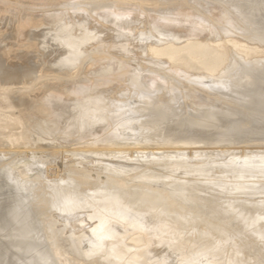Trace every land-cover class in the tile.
<instances>
[{
    "label": "bare ground",
    "instance_id": "bare-ground-1",
    "mask_svg": "<svg viewBox=\"0 0 264 264\" xmlns=\"http://www.w3.org/2000/svg\"><path fill=\"white\" fill-rule=\"evenodd\" d=\"M129 2L143 8L149 5L145 0H87L85 6L88 11H93V6L122 9ZM79 5L72 8H81ZM203 10L198 12L202 14L200 19H212ZM222 13L237 30H241L242 24L250 29L240 31H249L248 36L244 33L245 38L251 36L253 42L264 44V0H236L232 6H224ZM109 14L102 17L112 30L126 38L133 35L124 30L130 28L125 18L116 11ZM59 18L37 16L48 28L40 37L42 47L55 46L54 58H58L53 60L62 64L81 53L77 45L88 39L83 34L91 24L87 17L77 19L74 15L70 24L58 26ZM66 29L69 34L64 36ZM76 29H80L77 34L73 33ZM71 35L74 41L69 40ZM230 41L233 46L239 44L234 39ZM240 45L243 54H235L223 44L213 46L214 60L208 65L201 63L205 71L216 72L222 57L226 54L231 57L230 65L220 70L216 78L205 79L208 74H185L179 69V79L171 78L173 83L166 86L171 92L168 95V89L164 97L161 91L166 90L163 85L170 78L163 70L166 60H149L148 64L139 61L136 76L128 78L130 85L121 99L110 93L92 97L106 79L99 71L101 79L92 78L94 82L90 85L84 80L75 82L73 92L81 93L79 98L65 99L60 94L45 92L42 102L50 105L51 120L42 119L48 127L27 123L33 141L45 140L53 133L51 142L59 146L60 139L67 138L66 130L69 133L76 130L82 138L91 129L101 134L87 141L88 146L92 145L88 148L87 145L85 149L64 148L75 157L62 159L63 173L54 177L47 175L46 160L41 157L32 154L5 157L6 153L0 151V264H264V59H248L246 55L253 48ZM174 46L149 45L146 50L176 62L182 48ZM208 47L211 46L207 43L196 42L184 49L200 63ZM131 54L128 47L125 55ZM4 65L0 62L4 81L21 75L19 66L16 70L11 67L13 63L9 67ZM70 72L66 71L62 77H70ZM160 86L164 89L159 91ZM173 90H177L174 95ZM200 90L208 95L203 96ZM156 96L160 97L158 101L154 100ZM28 101L27 97L19 100L20 104ZM36 107L37 104L33 106ZM105 109L107 114L103 115ZM23 114H28L27 110ZM59 119L65 120L66 128L56 134L54 127ZM110 143L115 147L108 146ZM95 144L98 146L93 147ZM132 144L136 149H126ZM199 145L209 150L190 149ZM238 145L262 148L256 146L257 150L238 154L235 153ZM222 146L232 155H218L215 148ZM90 162L98 167L95 177L86 168ZM151 183L159 186L163 197L147 195L150 189L154 191ZM168 199L171 206L163 203ZM199 215L201 223L187 225ZM77 217L79 220L75 221ZM74 218L80 229L88 220L93 226L84 228L79 235L74 228L66 234L64 230ZM233 219L245 229L241 230ZM59 220L61 228L56 226ZM134 234L137 235L132 237ZM140 238L145 244H138ZM249 241L255 242L252 243L256 245L255 255L248 253ZM165 245L171 246L175 262L168 261L162 249L158 252ZM74 252L79 254L80 261L71 257Z\"/></svg>",
    "mask_w": 264,
    "mask_h": 264
},
{
    "label": "rangeland",
    "instance_id": "rangeland-1",
    "mask_svg": "<svg viewBox=\"0 0 264 264\" xmlns=\"http://www.w3.org/2000/svg\"><path fill=\"white\" fill-rule=\"evenodd\" d=\"M86 1L87 0H0V59L2 60V61L0 60V62L5 63L6 66L9 63L11 65L13 63V66L11 67L17 70L16 67L19 66L20 68H18V71L21 69L23 70L25 68L27 69L24 73L22 72V70L20 71V74L22 76L17 75L18 77L16 76L14 78L7 77L9 78L8 81H6L7 80L6 76H5L6 79L4 81L3 78L4 76L0 75V132H1L0 151L3 150L6 153L5 157L13 156V154L14 155L23 154L25 156H30L32 154L36 157L43 158L44 160H46V165H47L46 172L49 177H54L56 173H60V174L63 173V171L61 172V170H63L64 168L62 159L68 160L70 159V157H75V156H71L70 153H67L65 150H63L64 148L67 149L70 147V149H85L86 148L85 145H87L88 148L89 146L92 145L88 146L89 142L87 141L96 138L98 135L101 134V132L91 129L85 131L82 138L81 136L78 137L79 133L77 132L76 134V130H73L72 133H69L66 130L65 133H67L66 134L67 138L63 141L62 139H60V142H58L60 144L59 146L51 142V139H54L53 133L48 135V137H50L51 139L47 138L41 141L38 140L33 141L32 140L33 134L29 132L30 127L27 123L42 124V126L45 127L47 125H45L42 122V119L47 118L48 121L51 120V119L49 120V118L51 117L50 105L49 104L45 105L42 102L44 100L45 92H51V93L54 92V94H60L65 99L79 98L81 96V93L76 95L73 92L75 89V85L77 86L76 83L82 82L84 80L83 82L85 84L90 85V83H92V80L94 82V79L92 78L101 79L99 77L100 74L99 72H101L102 74L106 75L104 77V79L105 78L106 79L99 88H96L98 89V93H95V95H93L92 97H96L97 95L99 96V94L101 95L105 93L108 94L110 93L109 95L112 94L113 96L121 99L124 97V92L125 93L127 92L126 88L128 87V85H130L128 83L129 82L128 78H132L136 76L137 71L135 67L139 61H141L142 63L147 62L146 64H148L149 60H153V61L166 60V63L164 62L163 64L164 67L163 70L166 73L165 76L168 75L170 78L166 80V85H163V87H165L166 90H163V92L161 91V95L163 94L162 97H164L167 94L169 95L170 94L169 92H171V90L169 89L170 87L168 88L169 90L166 88V86H169L170 84L173 83L174 80H172L171 78L176 77L179 79V75H181V73L178 74L179 69H181V71H183L185 74H193V75L196 74L200 75L203 73L206 75L208 74L204 78L212 79V78H216L219 75L220 70H222L225 66L227 67L228 65H230L231 57L228 54H226L224 58L222 57V62L217 67L216 72L215 71L207 72L204 70L203 68L204 65H202L201 63H206L208 65V63L209 64L211 63L212 59L214 60V58L212 57L214 56L213 46H215L218 43L221 45L223 44L224 47L226 46V49L227 47L230 48L232 52L235 54L244 53L241 50L240 43L247 44L248 47L253 48L246 55L248 59L259 58V57L260 59H264V52H263L264 50H262L264 49V44H262L260 41L258 43V40L257 42L256 41L253 42V38H251V36L249 37L251 39H249L248 37L245 38V36L248 34L247 32H249L250 29L248 28L249 31H246L248 30L246 28L247 26H244V24H242L241 25L242 28H246V30H244L243 33H240V31L243 30L241 26H240L241 30H237L235 27L231 26L230 24L231 20L228 18V16H225L222 13V8H224V6H232L234 2H236V0H145L147 3H149V5L146 6L147 8H143L137 5L136 3L133 4L132 2H129V4L126 3L122 5L124 6L122 7V9L121 7L116 8L113 6L111 7L93 6L92 7L93 11H88L87 7L85 6ZM130 1L137 2V0H130ZM78 3L81 5V6L79 5L81 8L78 9L72 8L74 7V5ZM198 5H204L205 7H200ZM101 7L102 9H100ZM157 7L162 8V11L159 10ZM203 9H206L205 11L206 14L208 12L207 17L210 16V18L212 19L206 21L200 19V17L202 18V14L198 15V12L199 11L204 12ZM112 10L116 11L117 14H119V16L122 17V19L125 18L124 20H126L129 23L130 28L126 27L125 29L124 28L123 29L129 30V32L133 34L132 36H129L127 38L123 37L117 31L112 30L109 27V24H107L109 22L106 23L104 21L103 17L106 16V14L107 16H110L109 13L113 12ZM41 14L48 15L49 18L60 17L57 21L58 26H64L65 24H70L71 18L74 19V15L78 17L77 19H80V17L83 16V17H87L90 20L91 25L89 26V28H87L86 33L83 34V36H86L88 38L87 39L88 41L86 40L87 41L86 44H84L86 41L85 42L83 41L84 45L81 44L82 42L79 43V45H77L78 48L74 45L75 49L77 48L78 50L81 51V53L78 52L74 60H70L65 63L58 64L54 61L57 60L58 58V57L54 58L57 56L55 55V49H54L55 46L52 45L53 48L42 47V44L40 43V37L48 30V28L43 25L44 24L43 22L41 23L38 21L37 16ZM34 15H35L34 18H36L37 20L33 18ZM89 15L92 17H90ZM235 15L236 12H233L232 16ZM93 20H97V21L93 22ZM80 21L81 20H77V22ZM32 22H36V23L33 24ZM102 23L104 24V26ZM36 24L39 25L37 26ZM80 26L85 27L83 24H80ZM67 31L68 29H66V31L63 32L64 36L66 34H69V32L67 33ZM79 31L80 29H76L73 33L77 34L79 33ZM87 32H89L90 35ZM244 33H246L245 36ZM233 39L238 41L239 44L233 46L230 41ZM69 40L74 41L72 35L70 36ZM196 42L207 43L208 46L209 45L211 46L205 50L203 57L200 58V61H202L200 63L199 61L193 59L191 57L192 55L184 49L186 47L193 46ZM227 43H229V45ZM169 44H173V45L175 44L174 47H176L177 44L178 48L180 47L184 49V50L181 49L179 58L178 60H176V62H171L167 60L166 57L164 56H159L154 54L152 55L150 50H146V47H148L149 45L151 47L160 48L163 47L164 45L167 46ZM80 45L81 46L83 45L84 48L81 47L80 49L79 47ZM128 47L129 49L132 50L133 55L132 54L130 56L125 55V52L128 49ZM145 50L148 51L149 53L146 52ZM94 51H96V53L98 54L94 53ZM122 55H124L125 57L123 58ZM60 57L61 56H59V58ZM246 57H244L245 60H247ZM183 63L185 65H183ZM170 66H173L172 67L173 69ZM174 67L175 68L177 67V69H175ZM66 71L72 72V73L70 72L69 74L70 77L68 76L62 77L66 74L65 73ZM89 74H91V76ZM148 80L149 78L146 79V82ZM163 87L160 86L159 91L162 90ZM69 88H70V92H68ZM180 89L182 91L181 93L184 94L185 90H183L181 87ZM186 90L188 92L194 91V93H198L195 90L189 91L188 88ZM175 91L174 90L172 91L173 95L176 93ZM159 93H157V96L160 95ZM199 93H201L203 96L205 94L208 95L206 91H202V90H200ZM23 97L24 98L27 97L29 99L27 104H20L19 100ZM160 97L157 98L154 97V100H157ZM35 104H37L38 107L33 108ZM24 110H27L28 114H23ZM108 112L110 113L111 111L108 110ZM102 114L103 115L107 114L106 109L103 111ZM63 123L65 124V120L60 121L59 119V122L57 124L58 126L54 127L55 128L54 133L56 134L60 133L62 129L64 130L66 128V126L63 127L64 126ZM149 132L151 133L153 132V130L151 129ZM70 135L72 137L74 136V138H72ZM86 136L88 139L86 138ZM95 146L98 145L96 144L93 145V147ZM108 146L115 147V145L112 143H110ZM129 146L130 148H126V149L128 150L136 149V146L133 144L125 147H129ZM163 146L164 145H162V147ZM238 146L242 147L241 148L242 150L239 147H236L237 150H235V153L239 152L240 154L246 151L257 150L256 146L260 147L259 145L253 147L244 146V145H238ZM187 147L190 148V146ZM202 147L203 149L205 147V149L209 150V148H207L206 146H201V145L194 146V148H190V149H196V148L202 149ZM243 147L245 149H243ZM251 147L253 150H251ZM57 149L59 150V152ZM215 149H217L216 153L218 155L224 157L226 155L227 156L232 155V153L229 154L227 151H224L226 148H224L223 146ZM206 155L213 156L215 154H206ZM86 168L90 170L91 176L95 177V173L96 171H98V167L94 166L93 163L90 162L89 164L86 165ZM24 176L25 175H22L21 177ZM101 179L105 180V177L101 175ZM131 184H138V182L136 183L132 182ZM150 186L152 187V189L154 188L153 189L154 191L150 189V191L147 192V195L156 198L157 197L159 198L160 196L163 197L162 194L163 192H161L158 185H156L155 183H151ZM157 189L160 191H158ZM170 201L171 200L169 199L164 200L163 203L171 206L172 204H169ZM200 215L203 217L202 213H200ZM200 215L198 216V218L196 217L195 220L192 219L191 221L193 222L191 221L188 222L187 225L192 223L194 224V222L201 223L199 220L201 218ZM78 218L79 217H77L76 220L75 218L72 219L71 226H69L64 230L66 234H69L70 230H73L74 228L75 232L77 231V235H79L84 228L88 226L91 228L93 226V222H90L88 220L87 222L89 225L86 222V225L83 228L81 229L78 228L77 226L78 222H75L77 221ZM58 219H61L60 216H58ZM82 220L86 221L87 219L85 217H82ZM232 222L236 224L238 220L233 219ZM60 224L61 222L59 220V222L56 225L57 228H61ZM236 225L239 226L241 224L238 222ZM240 227L241 230L245 229L242 227V225ZM136 235L137 234H134L132 237ZM237 235H239L241 239L243 240L245 239L244 235H242L241 233L240 234L237 233ZM138 236L140 237V235ZM141 238L138 243L139 245L140 244L143 245L144 243L143 241H141ZM128 241L129 239L126 242L129 243ZM256 241L257 239L255 240V242ZM236 242L242 243V241H238L237 239ZM255 242H251V241L247 242V245L250 246V248L247 249L249 250L248 253L250 256L255 255L256 253L255 251L256 245L252 244ZM161 249L163 250L162 252L166 253L168 257L167 258L168 261L175 262L176 260L174 258L175 254L171 251L172 249L171 246H167V245L161 246L160 250L158 248V252L161 251ZM165 249L167 250L166 252L164 251ZM154 253H157V250H155ZM71 257L76 261L81 260L77 252H74Z\"/></svg>",
    "mask_w": 264,
    "mask_h": 264
}]
</instances>
